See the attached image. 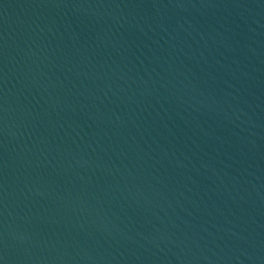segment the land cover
Masks as SVG:
<instances>
[{"label": "water", "instance_id": "water-1", "mask_svg": "<svg viewBox=\"0 0 264 264\" xmlns=\"http://www.w3.org/2000/svg\"><path fill=\"white\" fill-rule=\"evenodd\" d=\"M0 264H264V0H0Z\"/></svg>", "mask_w": 264, "mask_h": 264}]
</instances>
